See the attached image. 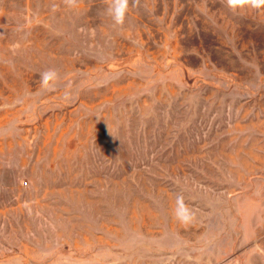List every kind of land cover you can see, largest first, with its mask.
<instances>
[{
	"label": "rangeland",
	"instance_id": "rangeland-1",
	"mask_svg": "<svg viewBox=\"0 0 264 264\" xmlns=\"http://www.w3.org/2000/svg\"><path fill=\"white\" fill-rule=\"evenodd\" d=\"M108 5L0 0V264H264V9Z\"/></svg>",
	"mask_w": 264,
	"mask_h": 264
},
{
	"label": "clouds",
	"instance_id": "clouds-1",
	"mask_svg": "<svg viewBox=\"0 0 264 264\" xmlns=\"http://www.w3.org/2000/svg\"><path fill=\"white\" fill-rule=\"evenodd\" d=\"M69 8H75L78 0H63ZM130 0H109L107 8L108 15L117 26H123L129 12ZM133 7L139 4V0H131ZM226 4L233 12L243 9H264V0H226ZM55 8V6H54ZM59 74L56 69L49 68L40 74V87L48 92L56 90V83ZM70 97V93L65 92V99ZM175 218L184 226L191 225L196 219V211L190 208L186 203L183 194L176 195V207L174 210Z\"/></svg>",
	"mask_w": 264,
	"mask_h": 264
}]
</instances>
